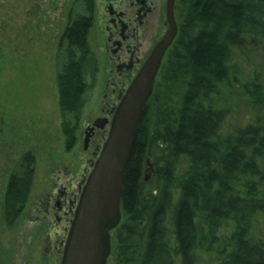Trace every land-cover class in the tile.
Listing matches in <instances>:
<instances>
[{"label":"trees","instance_id":"obj_1","mask_svg":"<svg viewBox=\"0 0 264 264\" xmlns=\"http://www.w3.org/2000/svg\"><path fill=\"white\" fill-rule=\"evenodd\" d=\"M177 38L142 115L127 164L122 222L113 232L117 264H264V127L225 129V90L238 84L253 104L264 84L244 74L251 48L264 54V0H183ZM88 22L70 20L56 77L68 152L95 70ZM241 77L243 79H241ZM153 164V165H152ZM35 159L8 180L3 219L14 225L28 203ZM148 165L154 174L145 181Z\"/></svg>","mask_w":264,"mask_h":264},{"label":"rangeland","instance_id":"obj_2","mask_svg":"<svg viewBox=\"0 0 264 264\" xmlns=\"http://www.w3.org/2000/svg\"><path fill=\"white\" fill-rule=\"evenodd\" d=\"M75 10L73 0H0V264L61 263L64 249L58 253L46 243L48 240L53 246L67 239L68 225L57 226L53 218L45 224L35 222L36 209L48 195L77 193L82 177L93 170L90 160L95 158V145L103 148L109 135L110 125L104 139L94 140L90 149L84 150L87 127L104 116L115 97L109 52L94 31L89 45L96 65L87 76L78 144L71 152L66 150L56 77L67 61L61 37L69 13ZM245 54L240 60L244 74L254 73L264 84V54L254 48ZM225 92L224 105L231 108L225 126L228 132L247 123L264 127V97L253 104L238 84ZM26 155L35 159L33 187L22 216L9 226L3 219L4 195L9 178L20 172ZM154 170V166H147L146 182ZM256 227L264 233V218ZM107 264H117L113 253Z\"/></svg>","mask_w":264,"mask_h":264},{"label":"water","instance_id":"obj_3","mask_svg":"<svg viewBox=\"0 0 264 264\" xmlns=\"http://www.w3.org/2000/svg\"><path fill=\"white\" fill-rule=\"evenodd\" d=\"M174 4L175 0H169L167 34L122 95L111 123L100 118L85 131L83 147L87 150L94 129L110 125L101 154L83 182L60 264H107L112 255V234L122 222L125 170L163 61L178 35Z\"/></svg>","mask_w":264,"mask_h":264},{"label":"flooded vegetation","instance_id":"obj_4","mask_svg":"<svg viewBox=\"0 0 264 264\" xmlns=\"http://www.w3.org/2000/svg\"><path fill=\"white\" fill-rule=\"evenodd\" d=\"M168 2L169 0H73L76 10L69 13L67 27L70 20L88 22V42H90L92 32L97 31V38L109 52L107 56L109 77L113 80L115 97L109 102L108 108L103 111L104 116L96 120L102 118L109 122L112 121L122 95L139 74L155 47L167 34L170 26L167 15ZM182 2L183 0H175L174 4L178 31L180 10L183 8ZM62 38L63 36L61 40ZM93 124L87 129L93 127ZM105 131V129H94L87 150L90 149L94 140L105 138ZM101 151V145H95L93 149L95 158L90 160L92 168ZM86 178L85 175L82 177L76 194L69 195L66 191H61L54 196L48 195L44 203L36 209L35 222L45 224L53 218L57 226L66 223L68 226L65 232L68 235L69 225L71 226L74 218L81 188ZM66 240L60 239L53 246H50L47 240L46 245L48 249L60 253L64 249Z\"/></svg>","mask_w":264,"mask_h":264}]
</instances>
